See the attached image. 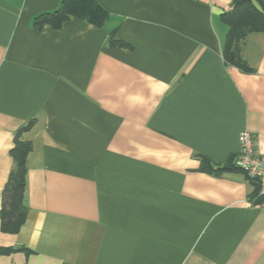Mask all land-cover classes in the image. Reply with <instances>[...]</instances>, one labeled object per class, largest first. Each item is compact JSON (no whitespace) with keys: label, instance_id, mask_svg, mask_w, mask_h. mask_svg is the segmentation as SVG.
Here are the masks:
<instances>
[{"label":"crops","instance_id":"obj_1","mask_svg":"<svg viewBox=\"0 0 264 264\" xmlns=\"http://www.w3.org/2000/svg\"><path fill=\"white\" fill-rule=\"evenodd\" d=\"M62 1L0 0V264H264V195L228 168L244 130L264 154V32L244 72L224 57L235 0H97L102 27L34 25Z\"/></svg>","mask_w":264,"mask_h":264},{"label":"trees","instance_id":"obj_2","mask_svg":"<svg viewBox=\"0 0 264 264\" xmlns=\"http://www.w3.org/2000/svg\"><path fill=\"white\" fill-rule=\"evenodd\" d=\"M260 14L264 15V0H235L233 9L222 16V20L229 26L224 50L225 60L244 72L250 71V68L242 56V47H239L238 43L235 54L230 55V51L234 39L245 44L247 37L251 33L264 32V19L260 18ZM109 16V12L97 0H63L57 10L35 17L34 25L37 28H41L49 24L55 28H60L71 17H77L102 27L109 19ZM113 42L122 44L116 41ZM32 122L30 121L24 129H28ZM23 130L19 131L15 138V147L12 150L15 165L4 191L1 211L3 230L13 233L18 232L22 227L28 213V207L24 204V194L26 190L27 156L31 151L32 145L29 141L21 138ZM202 160L204 169L213 171L210 160L205 157H202ZM228 168L241 170L234 164V160ZM243 173L247 176L245 172ZM247 177L255 182L256 195L263 197V195H259L260 187L258 181L249 176Z\"/></svg>","mask_w":264,"mask_h":264},{"label":"built area","instance_id":"obj_3","mask_svg":"<svg viewBox=\"0 0 264 264\" xmlns=\"http://www.w3.org/2000/svg\"><path fill=\"white\" fill-rule=\"evenodd\" d=\"M239 152L234 164L259 183V195H264V154H259L250 131L244 130L239 135Z\"/></svg>","mask_w":264,"mask_h":264},{"label":"rangeland","instance_id":"obj_4","mask_svg":"<svg viewBox=\"0 0 264 264\" xmlns=\"http://www.w3.org/2000/svg\"><path fill=\"white\" fill-rule=\"evenodd\" d=\"M232 9H233V7H232ZM261 17L264 19V15L260 14V18H261ZM238 43H239V47H242V49H241V53H242L243 48H244V43H243V42H239V41H237L236 39H234V42H233V44H232V48H231V51H230V55L235 54V50H236V48H237V46H238ZM240 43H241V44H240Z\"/></svg>","mask_w":264,"mask_h":264}]
</instances>
